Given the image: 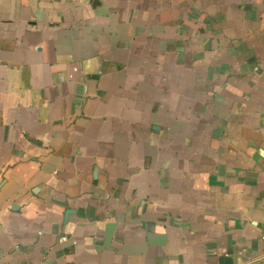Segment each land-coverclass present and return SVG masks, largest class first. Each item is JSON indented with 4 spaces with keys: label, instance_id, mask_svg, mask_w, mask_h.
Instances as JSON below:
<instances>
[{
    "label": "crops",
    "instance_id": "crops-1",
    "mask_svg": "<svg viewBox=\"0 0 264 264\" xmlns=\"http://www.w3.org/2000/svg\"><path fill=\"white\" fill-rule=\"evenodd\" d=\"M0 264H264V0H0Z\"/></svg>",
    "mask_w": 264,
    "mask_h": 264
}]
</instances>
